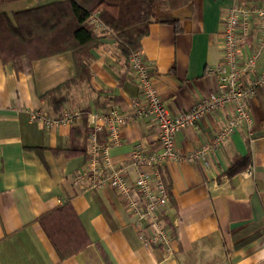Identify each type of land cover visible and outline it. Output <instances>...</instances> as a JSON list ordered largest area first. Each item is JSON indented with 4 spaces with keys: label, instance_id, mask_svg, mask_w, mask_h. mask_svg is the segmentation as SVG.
Masks as SVG:
<instances>
[{
    "label": "crops",
    "instance_id": "1",
    "mask_svg": "<svg viewBox=\"0 0 264 264\" xmlns=\"http://www.w3.org/2000/svg\"><path fill=\"white\" fill-rule=\"evenodd\" d=\"M55 1L60 0H15L0 5V12L11 16ZM237 1L264 4L161 1L169 8L157 16L176 19L179 30L168 23H150L141 52L148 77L170 114L189 109L216 89L213 70L223 59L221 30L229 7ZM99 37L100 43L90 51V81L75 84L62 108V113L78 112L71 123L45 128L30 118L35 109L57 117L50 99L40 96L75 76L69 51L33 60L30 73L0 61V264H264V86L247 101L250 122L235 127L207 155V166L171 160L163 168L168 205L161 218L173 234L170 253L162 246L141 244L135 217L118 190L108 185L87 189V174L74 184L73 177L88 169L87 131L101 125V115L111 108L132 114L131 100L138 93L115 39L108 31ZM252 45L248 38L245 55ZM263 63L264 48L258 66ZM229 109L207 112L193 126L176 132L178 153L186 155L210 142L226 124ZM82 128L85 132H79ZM101 129L96 137L99 147L106 142ZM119 138L106 156H98L105 174L128 161L137 143L145 151L160 149L150 116L121 127ZM245 157L247 165L229 176L228 168L236 161L242 165ZM137 173L138 168L131 170L126 182L133 183ZM63 205L75 212L89 243L60 259L39 218Z\"/></svg>",
    "mask_w": 264,
    "mask_h": 264
},
{
    "label": "built area",
    "instance_id": "2",
    "mask_svg": "<svg viewBox=\"0 0 264 264\" xmlns=\"http://www.w3.org/2000/svg\"><path fill=\"white\" fill-rule=\"evenodd\" d=\"M92 21L97 30L104 28L96 16H92ZM248 38L253 39V45L245 55L243 46ZM263 48L264 4L235 2L228 9L221 30L223 59L213 70L217 77L216 89L189 109L175 115L170 114L163 106L157 89L148 77L141 50L134 51L129 59V69L138 87L137 95L131 100L133 113L125 114L111 108L101 115V125L94 127L89 136L88 169L86 173L73 177L74 184L79 185L83 175L87 174V189H102L108 185L118 190L135 217L137 236L141 244L146 248L162 246L170 253L173 234L161 218L162 210L168 205L163 168L171 160H186L192 163L201 161L207 166V155L217 149L235 127L250 122L247 101L260 86H264V63L258 66ZM217 108H230V117L226 124L217 131L210 142L200 145L186 155L179 154L174 143L176 132L193 126L205 113ZM78 115V112L72 111L63 112L58 118H51L38 109L30 112L31 120L41 121L45 128L61 122L71 123ZM148 116L153 118L158 129L160 149L145 151L142 145L137 143L130 152L128 161L105 174L98 163V156H106L110 146L120 142L121 127ZM100 128L106 132V142L101 147L96 143L95 133V130ZM135 168H138L137 176L133 183L129 184L126 177Z\"/></svg>",
    "mask_w": 264,
    "mask_h": 264
},
{
    "label": "trees",
    "instance_id": "3",
    "mask_svg": "<svg viewBox=\"0 0 264 264\" xmlns=\"http://www.w3.org/2000/svg\"><path fill=\"white\" fill-rule=\"evenodd\" d=\"M15 0H0V5ZM162 0H60L27 9L14 11L11 16L0 12V61L11 64L17 72L30 73L32 61L69 51L72 55L75 76L42 94L48 97L57 118L68 102L72 87L91 79V49L100 43L99 34L108 31L115 39L116 47L126 64L134 51L141 50V39L148 33L154 21L168 23L178 31L176 19L158 17V11L166 10ZM92 16L103 24L96 30ZM94 129H89L90 135ZM101 131H103L101 129ZM79 132H85L82 128ZM105 132V131H104ZM97 137V130H95ZM38 151V150H37ZM85 152L84 149L81 150ZM89 149L86 150V155ZM236 161L227 174L232 176L248 163L242 158ZM39 222L60 259L67 258L88 243L75 212L63 205L41 216Z\"/></svg>",
    "mask_w": 264,
    "mask_h": 264
}]
</instances>
